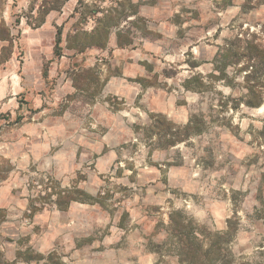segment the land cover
<instances>
[{
	"label": "rangeland",
	"instance_id": "374dc122",
	"mask_svg": "<svg viewBox=\"0 0 264 264\" xmlns=\"http://www.w3.org/2000/svg\"><path fill=\"white\" fill-rule=\"evenodd\" d=\"M42 1L0 0V264H264V0Z\"/></svg>",
	"mask_w": 264,
	"mask_h": 264
},
{
	"label": "crops",
	"instance_id": "0c3cea01",
	"mask_svg": "<svg viewBox=\"0 0 264 264\" xmlns=\"http://www.w3.org/2000/svg\"><path fill=\"white\" fill-rule=\"evenodd\" d=\"M186 3L185 0H157L156 2L152 1L150 4H143V3H139L138 5V11L135 15V17H140L142 18V16H144L143 14V9L145 7H148L151 10V15L148 17H145L147 19H149V21H166L163 19H167L170 18L171 16H174V14L172 12H176L179 11L180 8H183L184 4ZM162 14H161V13ZM119 49H123V47H119L116 46V48ZM126 47V46H124ZM133 50L136 51L139 56L145 57L146 53L145 51L148 50H153L150 49L149 45H145V44H139L137 47H133ZM122 51V50H121ZM71 65L74 68V64L73 63H79V62H83V64H85V67H89L90 66V58H88L86 55L84 56L83 53L81 54H73L71 59H70ZM84 66V65H83ZM132 69L131 68H126L123 76L125 77H131L132 73H130ZM103 71V70H102ZM101 71V73H102ZM134 77L137 76V72L134 73L133 75ZM110 79L109 78H105L102 79V82H105V84L102 86L101 91L99 96H101L100 98H95V101L92 104H85L86 107L89 108V115L91 117H94L98 122H101L102 119L101 117H99V115H101L102 113H104L105 109L104 106L108 105L107 101L104 100L105 97H107L110 94V86L111 84L114 85V82L110 83ZM107 81V82H106ZM114 81V79H113ZM126 80H121L120 86V92L123 94L124 98H123V105H132L135 101L134 96H132L134 89L131 88L128 83L124 84L123 82H125ZM115 86V85H114ZM79 91V89L77 87H75L74 85H72L71 83L68 82H62L59 86V94H63V95H67V94H72L74 92ZM116 92L119 93V89L116 90ZM129 94V96H128ZM135 94V92H134ZM92 110V111H91ZM84 130V129H82Z\"/></svg>",
	"mask_w": 264,
	"mask_h": 264
},
{
	"label": "trees",
	"instance_id": "16d2710c",
	"mask_svg": "<svg viewBox=\"0 0 264 264\" xmlns=\"http://www.w3.org/2000/svg\"><path fill=\"white\" fill-rule=\"evenodd\" d=\"M65 0H53V1H49L48 2V0H43L42 1V5H41V8H42V11H57V10H59L60 9V7L62 6V4H63V2H64ZM43 13V12H42ZM1 33V32H0ZM0 36H3V35H0ZM1 38V37H0ZM119 47H122V46H120V45H118ZM4 61V58H0V64L2 63ZM229 228L230 227H232L231 225H230V223H229V226H228ZM212 246V245H211ZM183 252H184V250H183ZM207 253V251H204V254H206ZM184 256H185V258H186V255H185V253H184ZM183 256V257H184ZM182 262L184 263V264H205V263H199V262H195V263H192L190 260L188 261V260H182ZM207 264V263H206Z\"/></svg>",
	"mask_w": 264,
	"mask_h": 264
}]
</instances>
